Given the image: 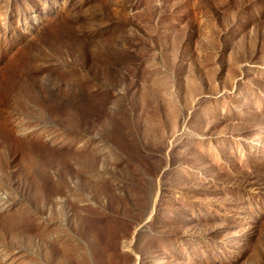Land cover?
<instances>
[{
	"label": "rangeland",
	"instance_id": "obj_1",
	"mask_svg": "<svg viewBox=\"0 0 264 264\" xmlns=\"http://www.w3.org/2000/svg\"><path fill=\"white\" fill-rule=\"evenodd\" d=\"M0 264H264V0H0Z\"/></svg>",
	"mask_w": 264,
	"mask_h": 264
}]
</instances>
